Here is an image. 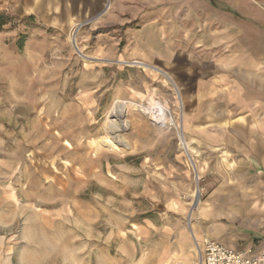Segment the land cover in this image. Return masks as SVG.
I'll return each mask as SVG.
<instances>
[{
  "label": "rangeland",
  "instance_id": "374dc122",
  "mask_svg": "<svg viewBox=\"0 0 264 264\" xmlns=\"http://www.w3.org/2000/svg\"><path fill=\"white\" fill-rule=\"evenodd\" d=\"M27 1L0 0V264H158L208 193L181 93L115 0Z\"/></svg>",
  "mask_w": 264,
  "mask_h": 264
},
{
  "label": "crops",
  "instance_id": "0c3cea01",
  "mask_svg": "<svg viewBox=\"0 0 264 264\" xmlns=\"http://www.w3.org/2000/svg\"><path fill=\"white\" fill-rule=\"evenodd\" d=\"M110 4V18L119 10L144 21L135 28L139 58L177 85L186 133L209 182L195 234L179 229L158 264H202L197 247L207 237L236 251L264 250V0Z\"/></svg>",
  "mask_w": 264,
  "mask_h": 264
},
{
  "label": "built area",
  "instance_id": "2783aa9c",
  "mask_svg": "<svg viewBox=\"0 0 264 264\" xmlns=\"http://www.w3.org/2000/svg\"><path fill=\"white\" fill-rule=\"evenodd\" d=\"M202 264H264V250L236 251L205 238Z\"/></svg>",
  "mask_w": 264,
  "mask_h": 264
},
{
  "label": "trees",
  "instance_id": "16d2710c",
  "mask_svg": "<svg viewBox=\"0 0 264 264\" xmlns=\"http://www.w3.org/2000/svg\"><path fill=\"white\" fill-rule=\"evenodd\" d=\"M32 18V17H31ZM10 17L5 12H0V28L8 24Z\"/></svg>",
  "mask_w": 264,
  "mask_h": 264
},
{
  "label": "bare ground",
  "instance_id": "6f19581e",
  "mask_svg": "<svg viewBox=\"0 0 264 264\" xmlns=\"http://www.w3.org/2000/svg\"><path fill=\"white\" fill-rule=\"evenodd\" d=\"M182 137H183V136H182ZM183 139H184V138H183ZM106 142H107V141H106ZM112 143H113V142H112ZM106 144H107V143H106ZM114 146H115V145H114ZM183 146L185 147V145H183ZM195 180H196V179H195ZM196 183H197V182H196ZM196 193H197V198H198V194H199V192L197 191ZM197 198H196V199H197ZM204 241H205V240H204Z\"/></svg>",
  "mask_w": 264,
  "mask_h": 264
}]
</instances>
